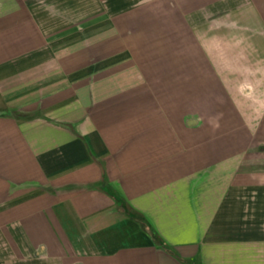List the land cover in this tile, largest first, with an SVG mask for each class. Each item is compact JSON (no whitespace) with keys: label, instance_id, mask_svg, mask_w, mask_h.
I'll list each match as a JSON object with an SVG mask.
<instances>
[{"label":"crops","instance_id":"0c3cea01","mask_svg":"<svg viewBox=\"0 0 264 264\" xmlns=\"http://www.w3.org/2000/svg\"><path fill=\"white\" fill-rule=\"evenodd\" d=\"M0 264H264V0H0Z\"/></svg>","mask_w":264,"mask_h":264},{"label":"trees","instance_id":"16d2710c","mask_svg":"<svg viewBox=\"0 0 264 264\" xmlns=\"http://www.w3.org/2000/svg\"><path fill=\"white\" fill-rule=\"evenodd\" d=\"M15 116L17 117V118H22V116L20 115V114H15Z\"/></svg>","mask_w":264,"mask_h":264}]
</instances>
